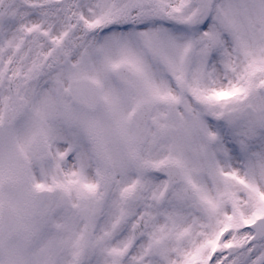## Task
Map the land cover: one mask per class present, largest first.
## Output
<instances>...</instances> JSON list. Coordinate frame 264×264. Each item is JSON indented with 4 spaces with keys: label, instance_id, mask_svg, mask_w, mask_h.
<instances>
[{
    "label": "snow or ice",
    "instance_id": "6c2138e0",
    "mask_svg": "<svg viewBox=\"0 0 264 264\" xmlns=\"http://www.w3.org/2000/svg\"><path fill=\"white\" fill-rule=\"evenodd\" d=\"M0 264H264V0H0Z\"/></svg>",
    "mask_w": 264,
    "mask_h": 264
}]
</instances>
